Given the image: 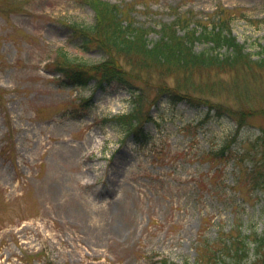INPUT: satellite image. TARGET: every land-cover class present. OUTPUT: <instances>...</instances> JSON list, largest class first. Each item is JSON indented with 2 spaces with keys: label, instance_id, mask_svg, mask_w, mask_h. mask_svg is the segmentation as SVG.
I'll return each mask as SVG.
<instances>
[{
  "label": "rangeland",
  "instance_id": "obj_1",
  "mask_svg": "<svg viewBox=\"0 0 264 264\" xmlns=\"http://www.w3.org/2000/svg\"><path fill=\"white\" fill-rule=\"evenodd\" d=\"M102 1L128 5L153 41L177 18L220 17L248 51L264 43V0H0V264H228L209 255L264 229L260 193L242 175L264 149V73L196 70L193 94L237 118L205 119L207 105L161 97L163 85L185 88L182 75L128 62L145 93L141 145L110 119L140 103L129 89L67 85L56 71L72 61L93 73L105 58L71 27L92 24ZM242 264L264 258L251 250Z\"/></svg>",
  "mask_w": 264,
  "mask_h": 264
},
{
  "label": "trees",
  "instance_id": "obj_2",
  "mask_svg": "<svg viewBox=\"0 0 264 264\" xmlns=\"http://www.w3.org/2000/svg\"><path fill=\"white\" fill-rule=\"evenodd\" d=\"M91 3L95 10V21L92 24L73 23L71 27L79 37L81 48L88 50L95 42L94 48L106 53L105 58L94 66L95 74L84 66H75L72 61L58 66L56 71L60 73V82L67 85L85 87L96 80L100 87L116 83L129 89L140 103L136 101V107L132 111L110 119L125 132L127 138L130 137L141 145L151 139V134L144 126L146 117L141 116L142 112L137 109H142L145 93L131 80L125 66L128 62L133 63V66L140 65L141 69L182 75L183 81L188 82L185 83V88L163 85L161 97L166 96L173 103L185 101L193 106L205 104L208 107L205 119L209 116L230 117L235 120L237 118L232 108H221L217 102H211L208 98L203 100L193 94L195 87L192 77L196 70L215 68L228 71L242 66L247 71L257 68L264 73V43H259L255 52L248 51L246 44L238 40L232 32L228 20H220L218 17L211 23L204 24L191 20L180 26V18H177L173 24L166 23L158 29L155 28L159 38L153 41L149 34L154 28L135 22L133 16H129L132 9L127 11L128 5L121 6L106 1L97 2L95 5ZM198 44H202L203 48L198 50ZM252 114L253 110L240 112L238 127H243L245 118ZM260 131L264 138V127H260ZM230 146L231 143L222 146L220 155L228 156L225 153H228ZM251 160L252 163L242 175L248 180L252 191L260 193L259 211L264 213V149L257 153L256 159L252 157ZM239 235L227 237L209 257L215 260L228 259V264H242L252 250L264 258V229L259 233L253 229L243 239ZM163 262L169 264L168 260L163 259Z\"/></svg>",
  "mask_w": 264,
  "mask_h": 264
}]
</instances>
